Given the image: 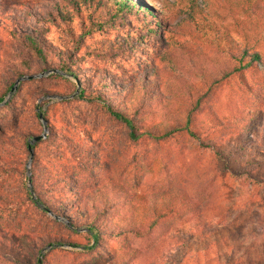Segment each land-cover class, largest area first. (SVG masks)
<instances>
[{"label":"rangeland","instance_id":"374dc122","mask_svg":"<svg viewBox=\"0 0 264 264\" xmlns=\"http://www.w3.org/2000/svg\"><path fill=\"white\" fill-rule=\"evenodd\" d=\"M195 1L205 11L218 14L213 20L216 26L228 28L234 40L244 45L222 0ZM57 2L0 0L3 46L8 45L14 53H25L9 32L34 34L37 21L45 19ZM137 2L162 24L157 44L147 38L138 40L132 33L127 36L146 16ZM134 4L132 12L137 16L127 15L122 22L128 29L117 20L100 29L97 24L101 22L94 20V15L88 18V25L87 14L86 24L75 19L71 31L61 23L40 24L38 28L43 27L45 34L37 32L35 37L42 40L44 36L52 49L44 70L15 77L0 50V63L4 64L0 66V144L17 140L18 134L23 133L41 136L40 143H32L31 151L20 153L23 172L20 167L17 172L11 171L9 166L0 170V264H38L42 260L45 264H110L128 249L144 254L154 245L168 257L155 256L161 264H245L239 260L242 252L264 241V70L254 67L231 72L215 85L212 95L192 114L193 135L183 130L159 141L138 136L152 127L172 125L176 119L186 122L194 101L189 95L191 86L205 88L189 70L196 67L203 74L212 75L225 69L231 71L234 62L212 35L195 32L183 21L187 0H136ZM7 9L12 21L3 16ZM19 16L24 22L13 21ZM118 37L132 38L131 51L128 46L122 54L108 57L96 52L111 39L121 40ZM57 44L62 47L61 60L65 59L62 67L52 57L59 50ZM137 55L142 67L150 55L160 70L157 86L165 95L166 109L161 111L158 105L155 112L140 115L141 123L135 132L138 138L132 139L130 131L99 103L80 99L79 93L87 79L93 81L96 70L106 72L110 84L116 83L115 77L121 73L138 72L134 60ZM9 83L13 84L8 91ZM122 105L127 107L129 103ZM241 111L257 116L255 120L239 122L235 115ZM214 118L218 122L214 123ZM33 137L28 138V144ZM211 141L213 148L202 147V143ZM236 145L242 146V151H237ZM80 152L85 158L93 157V163L103 169L94 185L88 181L87 170L76 167L74 155ZM33 155L38 162L34 169L38 185L43 190L49 192L52 178L64 175L75 177L84 188L115 184L130 195L133 207L126 217L134 225L144 224L153 207L162 213L158 226L142 235L102 234L94 244L91 233L82 226L69 225L70 219L60 207L51 205L58 192H53L54 200L47 204L52 210L36 201L28 181ZM243 155L251 160V165L244 163ZM9 162L7 158L6 163ZM8 205L17 206V210L11 212ZM46 237L52 242L50 245L43 243ZM6 239H14L13 246ZM31 241L39 246L38 254L30 251Z\"/></svg>","mask_w":264,"mask_h":264},{"label":"trees","instance_id":"16d2710c","mask_svg":"<svg viewBox=\"0 0 264 264\" xmlns=\"http://www.w3.org/2000/svg\"><path fill=\"white\" fill-rule=\"evenodd\" d=\"M134 1L136 0H58L54 7L55 9L50 10L45 19L37 21V27H35L33 31L34 34L26 35L18 34L16 31L9 32L14 41L23 47L25 53H14L9 51L8 45L3 46L1 39L0 50L3 51V55L7 58L11 66V72L15 77L24 76L26 72L31 70H44L48 65L46 58L51 56L50 50L52 49L48 48L49 43L47 44V40L44 36L42 40L35 37V33L37 32L38 34H45L43 27L38 28L40 24H45V26H56L61 23L63 27L71 31V24L75 19L82 22V24H86L84 15L87 14L86 20L94 15V20L101 22V24H97L100 29H102L104 25L114 23L113 20L120 21L121 26H123L122 22H124L127 15L137 16L134 14L135 12H132L135 6ZM187 1L188 10L184 11L185 16L183 21L187 22L190 29H194L195 32H203L207 36L212 35L217 46L221 48L228 59L234 62L233 68L231 71H226L225 69L216 74L205 75L199 68L193 67L192 71L189 70V74L193 72L203 82L205 88L204 90H200L191 86L189 95L194 98V101L190 103L186 122L181 123L176 119L173 121L174 123L172 125L167 124L165 127H152L147 129L143 133L138 134L140 137L146 136L152 140L159 141L183 130L192 133V128H190L192 114L212 95L215 85L227 78L231 72L236 73L240 70L254 67H259L264 70V0H222L224 9L229 12L234 24L238 27L239 31L237 35L243 38L244 42H242L244 45L234 40L228 28L216 26L213 20L218 18V14L205 11L195 0ZM138 8L145 12L146 16L141 20L137 28L127 33V36L132 33L135 35V38L138 37V40L147 38L151 44H157L158 40L156 37L160 34L158 30H163L162 24L154 20L155 16L153 13L150 12L148 8H145L143 4L138 3ZM53 11L55 12L53 13ZM24 14L25 13H23V15ZM3 16L7 21H12L13 19L8 9L3 11ZM13 21L22 23L24 22L23 16H19ZM90 23L89 19L87 24L90 25ZM123 27L129 28V26ZM120 39L121 40H109L102 50L96 52H99V55H105L107 57L122 54L121 52L127 51L130 47V39L132 40V38L122 37ZM43 41H45V43ZM57 46L59 50L54 52L52 57L53 60H57L58 63H61L60 66L62 67L64 64L63 60L65 59L62 57L63 60H61L60 56L63 55L62 47L58 44ZM149 46L150 45L147 44V49ZM129 51H131V47ZM156 54L159 53L156 52ZM28 56H32L33 58H29ZM134 60L138 72L131 74L121 73L117 77L114 75L116 78V83L114 84H110V76L106 74V72L104 73L103 70L92 69L97 71L93 81L87 79L84 87L81 88L79 93L80 99L99 103L101 107L105 109L106 113L111 115L116 121L123 124L130 131L129 136L132 139L138 138L135 132L141 123L139 118L140 115L155 112L154 107L158 105L162 108L161 111L166 109L165 95L158 91L157 86L159 85L158 78L160 70L153 65V60L150 55L145 57L144 67L138 64V55ZM36 61H40V63ZM139 65L140 67H138ZM0 66L4 67V64L0 63ZM152 77H154L153 81L150 80ZM12 84L13 83L8 84L6 88L8 91L11 89ZM0 102H3V96H0ZM123 102L129 103V106L123 107ZM132 102H134V104ZM235 116H237L235 117L237 121L245 122L255 120L257 115L254 114V112L241 111ZM213 122L216 123L218 121L215 119ZM30 137H33V135H28V133L18 134L17 140L9 139L7 143L3 145L0 144V170L9 166L11 171L17 172L20 167V171L23 172L24 161L21 159L20 153H24L25 151L29 152L28 147L30 144L27 143V140ZM66 142L67 139L64 140V143ZM37 143H40V141ZM202 147L205 149L213 148L214 142L202 143ZM32 148L31 146V149ZM234 148L237 149V151H242V146L240 145H236ZM242 157L245 158V164H252L247 156L243 155ZM7 158L10 161L9 163H6ZM74 159L77 161L78 165L76 167L78 169L87 170L89 174L88 181H92L94 185L96 177L103 172V169L101 170L98 164L93 163V157L85 158L82 152L76 153ZM31 163V175L28 181L31 184V192L35 195L36 201L47 206L49 210H52L54 208L47 204L54 200L52 199V196H54L53 192H58V196H54L57 200L51 205L56 203L60 207L61 211L70 219L69 225L73 227L82 226L87 232L91 233L95 242L94 244H97V240L102 234L120 235L123 232H127L142 235L158 226V220L162 217V213L157 212L156 208L153 207L146 215V224L134 225V223L126 217V213L129 210L131 211L133 207L129 198L130 195L115 184H102L99 187L92 185L90 188H84L75 177L64 175L52 178V182L48 188L49 192L43 190V186L38 185L39 179L35 171L36 168H38V162L35 155H33ZM24 180L27 181V177H24ZM26 195L28 198L31 197L30 193ZM9 208L11 212L17 210V206L15 205L9 206ZM238 236H240V234ZM6 240L13 246L14 239ZM43 243L45 245H50L52 242H50L49 237H46ZM157 243L161 244L160 240H158ZM31 247L30 251L36 254L39 253V246L33 245L32 241ZM158 247L154 245L151 250L145 251L144 254L138 249H128L110 261V264H150L149 261H151L152 258H155V260H153L151 264H161L162 261H160V258L155 256L168 257L164 252H158ZM250 250H244L242 252V259H239L241 263L257 264V262L264 261V241ZM38 264H45L44 260L39 261ZM262 264H264V262Z\"/></svg>","mask_w":264,"mask_h":264},{"label":"water","instance_id":"95a60500","mask_svg":"<svg viewBox=\"0 0 264 264\" xmlns=\"http://www.w3.org/2000/svg\"><path fill=\"white\" fill-rule=\"evenodd\" d=\"M40 138H41V136H40V137H35V138H33V140L30 142V145H29V147H28L29 151H31V145H32V143H33L34 141H38Z\"/></svg>","mask_w":264,"mask_h":264}]
</instances>
